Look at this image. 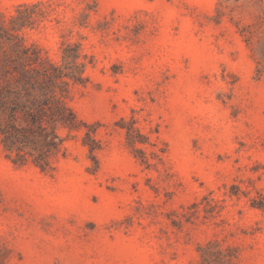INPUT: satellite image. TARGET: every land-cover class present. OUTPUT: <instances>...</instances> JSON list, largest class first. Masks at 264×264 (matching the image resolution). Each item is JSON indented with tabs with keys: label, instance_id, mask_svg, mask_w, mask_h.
<instances>
[{
	"label": "rangeland",
	"instance_id": "1",
	"mask_svg": "<svg viewBox=\"0 0 264 264\" xmlns=\"http://www.w3.org/2000/svg\"><path fill=\"white\" fill-rule=\"evenodd\" d=\"M0 264H264V0H0Z\"/></svg>",
	"mask_w": 264,
	"mask_h": 264
}]
</instances>
